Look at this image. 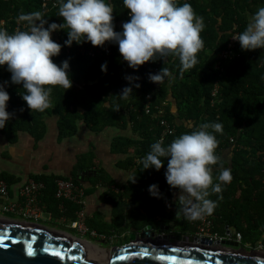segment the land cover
I'll list each match as a JSON object with an SVG mask.
<instances>
[{"label":"trees","instance_id":"trees-1","mask_svg":"<svg viewBox=\"0 0 264 264\" xmlns=\"http://www.w3.org/2000/svg\"><path fill=\"white\" fill-rule=\"evenodd\" d=\"M110 2L114 8L116 30L120 31L122 23L130 19V10L125 8L123 0ZM184 2L179 0V3ZM188 2L204 18L205 29L201 33L204 47L198 53V63L182 76L176 56H170L166 61L150 60L134 69L122 59L118 44L109 43L110 53L106 52L108 42L103 46H95L88 41L73 42L68 46L64 45L67 31L58 29L53 33V39L64 46L53 59L57 63L65 59L70 61L73 86L66 91L53 86L51 106L44 112H32L22 98V85L10 83L11 73L6 66H0V82H9L6 85L10 93L8 111L12 113L6 126L0 128V133L12 143L23 131L39 141L46 132L45 117L52 113L60 116V140L75 134L80 120H84L93 131L131 123L139 135L138 140L117 137L113 141L115 153H126L132 145L135 148L134 153L118 162L119 166L132 170V175L136 174V181H128L124 187L125 195L165 202L171 200L178 189L171 188L166 181L167 162L160 170L142 169L140 161L150 151V145L161 139L168 144L176 136L204 122L219 121L224 131L216 134L219 140L216 152L220 161L213 166V175L214 178L218 176L221 167L230 168L232 180L223 186L222 193L210 196L217 201L211 214L213 229L224 234L230 227L241 235L243 245H264V49L243 50L238 40L231 46L232 38L244 30L251 15L264 7V0ZM33 10L50 16L49 22L63 23V18L58 16L56 0H0V24L9 31L15 30L20 27L17 15ZM226 50L230 53L227 56L223 53ZM105 62L106 72L101 68ZM163 66L170 69L174 80L171 83L165 80L162 85L150 81L148 74L159 72ZM127 75L136 77L135 83L140 86L133 84L134 92L127 99H121L118 94L130 83ZM171 97L177 104V113L172 112L169 106ZM147 102L150 104L149 112H146ZM162 120H166L174 132L164 133L166 126ZM226 150H230V157L226 158ZM83 156L92 158L93 155L88 152ZM96 172L98 182L114 183L102 168H97ZM59 176H30L46 183L41 194L45 205L43 212L52 211L58 217L63 215L59 199L55 196ZM0 179L9 184L13 182L8 173H1ZM73 180L81 185L79 177L74 176ZM154 183L159 186V198L149 192V186ZM145 192H148L147 196L143 195ZM78 208V204L69 202L65 213L75 218ZM186 220L195 230L192 222ZM148 224L160 226L155 219H150Z\"/></svg>","mask_w":264,"mask_h":264},{"label":"clouds","instance_id":"clouds-1","mask_svg":"<svg viewBox=\"0 0 264 264\" xmlns=\"http://www.w3.org/2000/svg\"><path fill=\"white\" fill-rule=\"evenodd\" d=\"M58 16L63 23L49 22L40 10L20 12L16 21L20 27L15 30L0 24V66H6L11 73L10 83L22 85V98L32 112H44L51 106L53 86L65 91L73 86L70 61L60 63L53 57L60 54L64 45L73 42H91L103 46L106 42L118 44L122 59L128 66L138 69L147 61L170 56L179 58V74L182 76L198 63V53L204 47L201 36L205 29L204 18L196 13L192 4L185 0H123L129 9L130 19L122 23V30H116L114 8L110 0H56ZM65 29L68 38L64 45L53 39V33ZM240 42L243 50L264 49V7H260L249 18L244 30L233 37ZM107 71V62L101 65ZM152 82L162 85L165 80H174L169 68L163 66L159 72L149 73ZM130 83L118 94L127 99L133 92L137 79L127 75ZM0 82V128L11 119L8 111L10 93ZM119 109V106H117ZM219 121L204 122L191 131L176 136L170 143L157 140L150 145V151L141 159L142 169L160 170L167 162L165 177L175 194L179 213L189 220L211 215L217 201L210 198L212 193H222L223 186L232 180L230 168L221 167L214 178L213 166L220 157L217 155L219 140L217 133H223ZM136 181V174L124 177ZM149 192L160 197L158 184H151Z\"/></svg>","mask_w":264,"mask_h":264},{"label":"crops","instance_id":"crops-1","mask_svg":"<svg viewBox=\"0 0 264 264\" xmlns=\"http://www.w3.org/2000/svg\"><path fill=\"white\" fill-rule=\"evenodd\" d=\"M169 106L172 112L177 113L178 108L173 97L170 98ZM59 118L58 113L46 115V132L39 141L29 132L23 131L19 133L17 141L12 143L0 133V174L8 173L13 177V182L8 183L10 197L13 199L18 198L19 188L32 175L79 177L85 191L86 222L96 235L84 236L78 233L67 222H63L60 217L48 210H45L42 218L37 221H27L15 213L0 215L1 220L20 221L33 227L65 232L68 236L71 234L100 247L101 241L127 240L131 233L147 226L150 219L160 223L163 219H167L172 224L184 218L183 214L178 212L175 203V194L178 190L171 200L165 202L145 198L135 199L129 194L125 195L124 187L128 181L124 177H130L132 170L119 166L118 162L134 153L135 148L132 145L126 153H115L113 141L117 137L138 140L139 135L134 131L131 123L127 126L113 125L101 131H93L84 120H80L76 133L60 140ZM88 152L93 155L92 158H84L86 156L83 155ZM225 156L226 158L231 156L230 150L225 151ZM97 168L105 170L114 183L98 182ZM83 170L90 171L92 175L88 174L89 178L81 176L78 172ZM143 195L147 196L148 192ZM2 200L0 198V203ZM41 205L45 206L42 200Z\"/></svg>","mask_w":264,"mask_h":264},{"label":"water","instance_id":"water-1","mask_svg":"<svg viewBox=\"0 0 264 264\" xmlns=\"http://www.w3.org/2000/svg\"><path fill=\"white\" fill-rule=\"evenodd\" d=\"M78 173L86 178L91 174L88 170ZM151 228L150 224L131 233L127 244L113 247L107 256L88 243L60 232L0 219V237L4 238L0 241V264H264V252L261 250H248L242 245L239 248L241 253H230L228 248H224L239 247L240 240H217L220 247L207 250L174 244L158 245L159 235H168L164 230L169 226L161 223L160 232L144 231ZM145 234L152 240H141ZM200 239L198 237L197 240ZM100 243L109 244L110 241Z\"/></svg>","mask_w":264,"mask_h":264},{"label":"built area","instance_id":"built-area-1","mask_svg":"<svg viewBox=\"0 0 264 264\" xmlns=\"http://www.w3.org/2000/svg\"><path fill=\"white\" fill-rule=\"evenodd\" d=\"M237 36V35H236ZM235 37V36H234ZM233 43L237 40L232 38ZM110 42L107 43L106 52L110 53ZM230 46V47H231ZM93 55L94 52L90 51ZM225 56L229 55V51L223 52ZM216 92V90H215ZM150 97V96H149ZM150 104L146 103V112H149ZM161 123L165 125L164 133L174 132V128L167 124L166 120H162ZM46 188V183L43 180L29 177L28 180L19 188L18 198L13 199L10 197L9 185L4 179H0V215L5 213L19 214L25 220L37 221L42 218L43 207L41 205V194ZM55 196L59 199V208L63 215L60 216L63 222H67L68 225L76 230L80 234H92L96 235V232L92 230L86 222V213L84 210L85 206V191L84 188L75 183L73 178L61 177L56 179V193ZM69 202L79 205V208L75 211V218H69L66 215L67 204ZM195 227V235L200 237L208 238L210 240H240L241 235L230 227L227 228L224 234L213 229V216L205 215L204 217L197 220H190ZM229 230V232H228Z\"/></svg>","mask_w":264,"mask_h":264},{"label":"flooded vegetation","instance_id":"flooded-vegetation-1","mask_svg":"<svg viewBox=\"0 0 264 264\" xmlns=\"http://www.w3.org/2000/svg\"><path fill=\"white\" fill-rule=\"evenodd\" d=\"M148 225H150V224H148ZM167 226H169V229L164 230V231L166 233H168V235L167 234H164L161 236L159 235V237L156 241V244H158V245H160V244L183 245L186 247L188 246L191 249L193 248V249H206V250H207V248L216 249V248L220 247V245H218L217 242L214 240H211L212 242H207L205 239H208V238H204V237H200L198 235H195V230L192 229V226H190L189 222L186 220L185 217L182 218L181 221H178V222L175 221L172 224L169 223ZM144 227H146V226H143V228H141V229H144ZM159 227H155L152 225L151 229L144 230V231H150V232H153V231L158 232L159 231L160 232L162 230H160ZM177 236H179V237L177 238ZM198 237L201 238L199 241L197 240ZM150 238L151 237H148L145 234L140 239L146 240V241H151L152 239H150ZM102 244H99V246H100V248L103 249L104 246ZM242 245H243V243L241 242L239 247H224V248H228V251L230 253H241L239 248H241ZM221 248H223V247L221 246Z\"/></svg>","mask_w":264,"mask_h":264},{"label":"rangeland","instance_id":"rangeland-1","mask_svg":"<svg viewBox=\"0 0 264 264\" xmlns=\"http://www.w3.org/2000/svg\"><path fill=\"white\" fill-rule=\"evenodd\" d=\"M44 216H46L45 214H44ZM161 223H163L164 224V226H166V225H168L169 224V221L167 220V219H163L162 220V222ZM161 223H160V225H161ZM76 234V233H75ZM84 236H86V234L84 235ZM69 238H73V237H71V236H68ZM79 238V237H78ZM129 240H130V237H128V239L126 240V239H114L113 241H110V243L109 244H105V243H100V244H102L103 246H104V248L105 249H108L107 250V252H112V248L113 247H116V246H122V245H124V244H127L128 242H129ZM244 246L248 249V250H264V245H260V243H257L256 245H252V244H244Z\"/></svg>","mask_w":264,"mask_h":264},{"label":"bare ground","instance_id":"bare-ground-1","mask_svg":"<svg viewBox=\"0 0 264 264\" xmlns=\"http://www.w3.org/2000/svg\"><path fill=\"white\" fill-rule=\"evenodd\" d=\"M62 235H66L68 237V234L65 233V232H61ZM71 236V235H70ZM73 237L72 239H75V240H79V241H83V242H86L88 243L89 245L93 246L94 248L98 249L99 251H101L102 253L106 254L107 256H110V252H107L105 249H102L100 247H96V245L90 243L89 241L85 240V239H82V238H78V237H75V236H71ZM262 252H264V250H261Z\"/></svg>","mask_w":264,"mask_h":264},{"label":"snow or ice","instance_id":"snow-or-ice-1","mask_svg":"<svg viewBox=\"0 0 264 264\" xmlns=\"http://www.w3.org/2000/svg\"><path fill=\"white\" fill-rule=\"evenodd\" d=\"M3 239H4L3 237H0V241H3Z\"/></svg>","mask_w":264,"mask_h":264}]
</instances>
